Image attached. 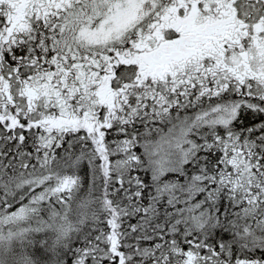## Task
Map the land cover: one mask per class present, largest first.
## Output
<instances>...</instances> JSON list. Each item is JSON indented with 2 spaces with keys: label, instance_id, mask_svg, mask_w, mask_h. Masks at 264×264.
<instances>
[{
  "label": "snow or ice",
  "instance_id": "6c2138e0",
  "mask_svg": "<svg viewBox=\"0 0 264 264\" xmlns=\"http://www.w3.org/2000/svg\"><path fill=\"white\" fill-rule=\"evenodd\" d=\"M0 264H264V0H0Z\"/></svg>",
  "mask_w": 264,
  "mask_h": 264
}]
</instances>
